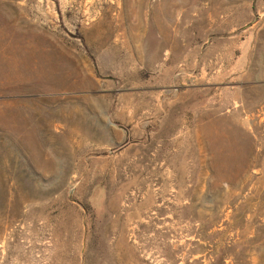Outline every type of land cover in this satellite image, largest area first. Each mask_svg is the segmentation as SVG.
I'll use <instances>...</instances> for the list:
<instances>
[{"label":"rangeland","instance_id":"374dc122","mask_svg":"<svg viewBox=\"0 0 264 264\" xmlns=\"http://www.w3.org/2000/svg\"><path fill=\"white\" fill-rule=\"evenodd\" d=\"M0 264H264V0H0Z\"/></svg>","mask_w":264,"mask_h":264},{"label":"crops","instance_id":"0c3cea01","mask_svg":"<svg viewBox=\"0 0 264 264\" xmlns=\"http://www.w3.org/2000/svg\"><path fill=\"white\" fill-rule=\"evenodd\" d=\"M134 46V54L133 55H128V56H125L124 58L127 60V62L128 61H132V60H134L135 62L138 60V61H140V58H142L141 57V52H139V50L141 49L139 46H142L141 44H136V43H134L133 44ZM132 47L131 46H128V48H125V50H130Z\"/></svg>","mask_w":264,"mask_h":264}]
</instances>
